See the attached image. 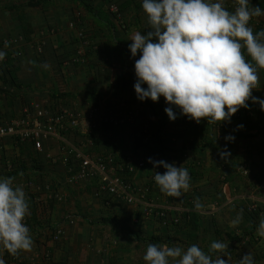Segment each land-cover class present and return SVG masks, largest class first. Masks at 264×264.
Here are the masks:
<instances>
[{"label":"crops","instance_id":"crops-1","mask_svg":"<svg viewBox=\"0 0 264 264\" xmlns=\"http://www.w3.org/2000/svg\"><path fill=\"white\" fill-rule=\"evenodd\" d=\"M37 1L0 0V51L6 53L0 61V118L17 117L26 104L47 100L61 101L85 115L93 106L116 119L135 115L133 123L104 126L92 135L87 134L86 121L67 140L87 150L86 140L92 136L96 143L88 150L93 155H113L133 163L154 156L182 166L189 171L190 189L180 198L169 197L155 181L150 182L151 167L137 172L134 184L140 188L150 185L147 200L165 212L162 219L147 217L143 206L97 194L95 182L68 185L62 143L48 141L44 152L38 153L31 142L6 139L0 153V177H15L14 183L23 187L30 212L24 223L34 243L31 251H22L18 257L5 251V264H146L143 256L150 243L184 249L196 244L207 253L214 241L229 242L230 252L222 257L229 264L244 256L245 247L255 264H264V237L256 234L264 216L259 212L264 208V111L259 104L249 100V107L239 109L230 122L208 124L202 119L197 125L182 123L180 109L171 106L177 118L170 120L165 112L170 105L163 96L157 102L141 101L134 89V65L141 53L132 56L130 38L137 31L146 35L152 30L143 0H83L85 7L71 0L29 5ZM109 2L118 6L119 14L109 13ZM249 3L264 10V0ZM224 4L230 12L236 7L235 0H224ZM73 6L81 13L80 20H74ZM263 24L264 16L249 22L254 33ZM79 28L95 46L84 67L71 61L80 45ZM8 39L18 40L13 50L9 44L5 47ZM41 40L45 48L37 55L33 44ZM245 56L250 60L246 52ZM45 63L49 67H43ZM7 65H12L21 89L12 84ZM258 75V89L252 95L264 99V69H258ZM229 135L234 141L225 139ZM225 149L230 155L222 159L219 153ZM243 168L246 174L241 173ZM160 169L162 174L166 171ZM46 187L62 200H52ZM197 198L202 204L199 210L195 208ZM252 205L255 209L250 215L244 209ZM240 209L242 220L233 226L231 221ZM58 229L64 235L54 241Z\"/></svg>","mask_w":264,"mask_h":264},{"label":"clouds","instance_id":"clouds-1","mask_svg":"<svg viewBox=\"0 0 264 264\" xmlns=\"http://www.w3.org/2000/svg\"><path fill=\"white\" fill-rule=\"evenodd\" d=\"M235 4L230 12L224 0H143L142 9L152 30L146 35L135 32L129 45L133 57L141 53L134 65L138 99L157 102L163 96L170 105L165 112L173 121L177 116L171 106L196 123L206 119L208 124L230 122L239 109L249 107V100L264 111V99L252 95L259 85L258 69H264V30L254 33L249 26L253 18L264 16V10L250 6L249 0H235ZM5 56L0 51V61ZM43 67L49 66L45 63ZM225 139L234 141L235 137ZM219 154L222 159L230 155L226 149ZM148 162L166 169L154 174L161 193L180 198L189 191L191 177L186 168L152 158ZM14 181L15 177H0V264H5V251L18 257L22 251H31L34 243L24 223L30 215L26 193ZM195 208H202L198 198ZM242 217L240 209L232 225H238ZM256 234L264 237V216ZM228 243L214 241L207 253L196 244L184 249L150 243L143 260L146 264H229L222 258L230 252ZM236 264H255V260L248 253Z\"/></svg>","mask_w":264,"mask_h":264},{"label":"built area","instance_id":"built-area-1","mask_svg":"<svg viewBox=\"0 0 264 264\" xmlns=\"http://www.w3.org/2000/svg\"><path fill=\"white\" fill-rule=\"evenodd\" d=\"M109 10L113 14H119V8L111 3ZM73 26V24H72ZM264 30V24L261 26ZM78 40L79 47L76 49L72 62L78 66L88 64V52L94 49L93 42L86 36L83 28H79ZM44 44L37 47L38 53L43 52ZM180 114V110H179ZM180 120L184 124L197 125L195 120L180 114ZM87 121L90 133L98 132L100 128L111 125H122L126 122L133 123L135 115L128 114L126 120L116 119L102 113L99 107L93 106L85 113L75 109L63 102H53L47 100L45 104H26L20 115L14 118H0V153L3 150L4 140L11 139L19 144L31 142L38 153L44 152V144L48 141L55 140L64 145L65 158L62 163L67 170L66 183L75 185L83 182H95L98 185L97 194H104L112 199L123 202L127 205L143 206L144 215L147 217L158 216L160 219L165 218V212L147 198L150 194V185L138 187L134 184L132 178L137 172L145 170L147 167L153 169V175L150 182L154 183V174H162L160 167L153 166L149 163V158L154 161H160L161 158L154 156H145L136 162L128 160H116L113 155H93L88 149L95 145L96 138L90 137L86 140L84 148L72 145L67 136L74 131L82 129L83 124ZM89 135V136H90ZM149 136H145L148 140ZM246 174V169L241 170ZM31 187L32 182L27 183ZM50 198L54 201H61L62 196L56 192H50L51 188L46 187ZM252 207L251 210H254ZM64 235L61 229H58L53 235L54 241H59ZM15 262V258L12 259ZM18 264V262H16Z\"/></svg>","mask_w":264,"mask_h":264},{"label":"rangeland","instance_id":"rangeland-1","mask_svg":"<svg viewBox=\"0 0 264 264\" xmlns=\"http://www.w3.org/2000/svg\"><path fill=\"white\" fill-rule=\"evenodd\" d=\"M110 4H111V2H109ZM115 4V3H114ZM75 5H76V3H75ZM116 5V4H115ZM77 6V5H76ZM76 6H73V9H72V11H73V13H74V20H80V16H81V13L78 11V8H76ZM110 6V5H109ZM109 6H108V11H109V13L110 14H112V15H116V14H113L110 10H109ZM76 11V12H75ZM78 15H80V16H78ZM77 38H78V34H77ZM89 38V37H88ZM14 41H11V39H8V46H14V45H16L17 44V42H18V40L17 39H13ZM42 44H44V46H43V51H44V48H45V43H44V41L43 40H41V41H39V43L37 44V43H34L33 44V46H35L36 47V49H37V47H39L40 45H42ZM11 49H12V47H11ZM13 50V49H12ZM36 54L37 55H41V54H43V52L42 53H38V51L36 50ZM9 90V89H8ZM32 91H34L33 89H32ZM11 94V93H10ZM46 98V97H45ZM48 98V97H47ZM27 99V98H26ZM26 99H25V101H26ZM27 101H28V99H27ZM252 207H253V205L252 206H249L248 208H246V209H244L245 210V212L246 213H248V214H252V212L254 211V210H251L252 209ZM255 209V208H254ZM258 209H259V207H258ZM262 210L263 211H261V210H259V212H264V208H262ZM241 248L243 249V247H242V244H241ZM248 247H245V251H244V255L245 254H248V253H250V249L248 248ZM244 250V249H243ZM238 260H240V259H242V258H240V257H238L237 258Z\"/></svg>","mask_w":264,"mask_h":264},{"label":"trees","instance_id":"trees-1","mask_svg":"<svg viewBox=\"0 0 264 264\" xmlns=\"http://www.w3.org/2000/svg\"><path fill=\"white\" fill-rule=\"evenodd\" d=\"M71 1H76V2H79L83 7H85L84 5H85V3H84V1L83 0H71ZM50 3V0H38L36 3H30L29 5H31V6H46L47 4H49ZM90 39V38H89ZM7 67H8V71H9V76H10V79H11V82H12V84L14 85V86H16V87H19L20 89L22 88L20 85H18L17 84V81H16V77H15V75H14V72H12V70L13 69H11L12 68V65H7ZM55 97H61V95L60 96H55Z\"/></svg>","mask_w":264,"mask_h":264}]
</instances>
